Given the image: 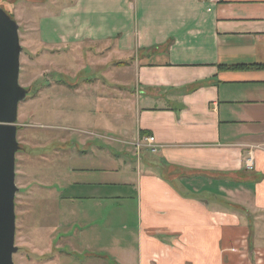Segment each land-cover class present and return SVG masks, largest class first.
Returning a JSON list of instances; mask_svg holds the SVG:
<instances>
[{
  "label": "crops",
  "instance_id": "crops-1",
  "mask_svg": "<svg viewBox=\"0 0 264 264\" xmlns=\"http://www.w3.org/2000/svg\"><path fill=\"white\" fill-rule=\"evenodd\" d=\"M34 2L42 47L120 58L114 88L104 72L81 80L105 124L69 153L70 219L37 264H264L250 230L264 211V0ZM147 136L156 153L137 145Z\"/></svg>",
  "mask_w": 264,
  "mask_h": 264
},
{
  "label": "rangeland",
  "instance_id": "rangeland-1",
  "mask_svg": "<svg viewBox=\"0 0 264 264\" xmlns=\"http://www.w3.org/2000/svg\"><path fill=\"white\" fill-rule=\"evenodd\" d=\"M34 1L37 0L26 3L23 12H18L11 6L14 0H0V8L19 27L22 52L18 83L28 91L25 100L18 104L16 121L19 151L15 155V186L18 191L14 198V246L17 248L12 257L14 264H37L44 262V256L40 255L49 251L58 253L55 251L57 237L51 233L57 225L70 219L60 207V203L69 202L64 198L68 195L65 189L69 153L86 138L81 134L82 130L87 126L105 124V119L96 113L99 110L97 97L91 98L95 92L86 90L87 86L82 87L85 84L81 80L87 76L93 82L104 72L106 85L114 88L115 81L111 76H117L114 63L120 59L114 52L104 57L102 53L107 46L101 45L81 43L61 53L52 51L57 49L55 47L51 50L42 47L37 21L30 14L37 8ZM47 1V13L53 7L66 4ZM46 21L49 25L50 20ZM44 37L43 42L49 44L56 39V34H45ZM73 84L79 88H73ZM113 92L110 91L111 95ZM109 100L112 105L113 99ZM259 214L263 216L264 211ZM259 214L250 212V230H253V246L264 248V219ZM81 245H86L84 238ZM230 245H235L234 241L230 244L225 242L224 247ZM88 246L97 249L94 243ZM83 251L78 248L76 255Z\"/></svg>",
  "mask_w": 264,
  "mask_h": 264
},
{
  "label": "water",
  "instance_id": "water-1",
  "mask_svg": "<svg viewBox=\"0 0 264 264\" xmlns=\"http://www.w3.org/2000/svg\"><path fill=\"white\" fill-rule=\"evenodd\" d=\"M18 26L0 8V264H14L15 241L14 198L15 155L17 142L18 104L28 91L19 86L20 54L22 49Z\"/></svg>",
  "mask_w": 264,
  "mask_h": 264
},
{
  "label": "built area",
  "instance_id": "built-area-1",
  "mask_svg": "<svg viewBox=\"0 0 264 264\" xmlns=\"http://www.w3.org/2000/svg\"><path fill=\"white\" fill-rule=\"evenodd\" d=\"M217 1V0H213ZM137 145H141L149 150L151 153H156L159 149V146L156 144L154 137L147 136L145 137L141 143H137ZM252 154H249V158L245 161V167L251 168L252 167Z\"/></svg>",
  "mask_w": 264,
  "mask_h": 264
},
{
  "label": "flooded vegetation",
  "instance_id": "flooded-vegetation-1",
  "mask_svg": "<svg viewBox=\"0 0 264 264\" xmlns=\"http://www.w3.org/2000/svg\"><path fill=\"white\" fill-rule=\"evenodd\" d=\"M18 127H20V126H18ZM17 131H18V128H17Z\"/></svg>",
  "mask_w": 264,
  "mask_h": 264
}]
</instances>
